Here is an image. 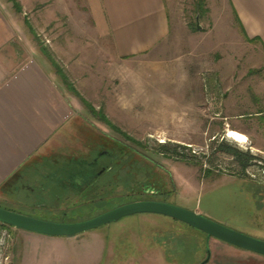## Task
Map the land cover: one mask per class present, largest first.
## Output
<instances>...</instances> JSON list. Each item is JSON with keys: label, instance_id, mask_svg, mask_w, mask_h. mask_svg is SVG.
I'll use <instances>...</instances> for the list:
<instances>
[{"label": "rangeland", "instance_id": "rangeland-1", "mask_svg": "<svg viewBox=\"0 0 264 264\" xmlns=\"http://www.w3.org/2000/svg\"><path fill=\"white\" fill-rule=\"evenodd\" d=\"M19 1L20 45L31 58L41 57L62 101L78 114L32 161L48 171L47 159L88 158L95 148L91 134L106 135L131 147V166L143 169L134 176L160 194L150 197L136 186L112 185L77 196L57 184L59 175L44 178L33 169L21 174L10 196L0 191L2 209L76 224L145 198L264 241V182L246 173L255 175V163L264 156L252 148L255 130L264 126V52L246 41L225 0H167V38L149 52L125 57L114 55L93 34L94 24L80 1ZM24 17L38 41L23 25ZM39 45L47 49L66 84ZM100 118L142 147L122 139ZM227 130L244 135L247 142L235 143L226 137ZM233 151L253 156L245 175ZM11 228L0 225V264H94L100 240V264H203L207 251L205 264H264L262 256L208 240L186 224L155 214L129 215L72 238ZM22 241L28 243L25 258L17 248ZM59 249L75 255V263L68 254L59 256Z\"/></svg>", "mask_w": 264, "mask_h": 264}, {"label": "crops", "instance_id": "crops-1", "mask_svg": "<svg viewBox=\"0 0 264 264\" xmlns=\"http://www.w3.org/2000/svg\"><path fill=\"white\" fill-rule=\"evenodd\" d=\"M78 1L83 4L86 18L94 24L93 34L114 55L125 57L149 52L169 34L167 0ZM225 3L244 38L255 41L264 52V0H225ZM20 14L8 0H0V186L23 164L37 158L51 138L78 115L62 101L41 57L31 58L33 54L20 45ZM263 135L261 125L255 130V141L252 140V148L260 154H264ZM96 243L94 261L100 264L104 242ZM19 244L17 248L23 257L29 256L25 252L28 243ZM59 251V256L68 254V260L75 263V255Z\"/></svg>", "mask_w": 264, "mask_h": 264}, {"label": "water", "instance_id": "water-1", "mask_svg": "<svg viewBox=\"0 0 264 264\" xmlns=\"http://www.w3.org/2000/svg\"><path fill=\"white\" fill-rule=\"evenodd\" d=\"M196 28L199 29L198 24ZM136 214H155L171 218L204 233L208 240L214 238L235 248L264 257V241L238 233L200 214L158 201L132 202L76 224L42 221L0 208V223L39 235L72 238L82 232ZM209 256L210 253L207 251V259L203 264L208 261Z\"/></svg>", "mask_w": 264, "mask_h": 264}, {"label": "flooded vegetation", "instance_id": "flooded-vegetation-1", "mask_svg": "<svg viewBox=\"0 0 264 264\" xmlns=\"http://www.w3.org/2000/svg\"><path fill=\"white\" fill-rule=\"evenodd\" d=\"M85 131L83 130L82 133L84 134ZM91 136L93 137H89V139L95 143V148L88 153V158L80 159V164L75 168H62L59 166L58 168H53V170L45 171V175L47 177L59 175L60 179L57 184L65 190L72 191V194L77 196L79 193L94 195L99 190H105L106 187H109L106 185L115 184L117 176L122 174L125 175V183L130 186L131 147L106 135H103L104 138L98 135L94 136L93 134ZM69 160L64 161L68 162ZM123 161L124 164H121ZM140 182L142 181L140 180ZM137 191L141 192L142 195H149L150 197L160 194L159 190L148 182L140 185ZM144 199L137 198L135 202L153 201Z\"/></svg>", "mask_w": 264, "mask_h": 264}, {"label": "trees", "instance_id": "trees-1", "mask_svg": "<svg viewBox=\"0 0 264 264\" xmlns=\"http://www.w3.org/2000/svg\"><path fill=\"white\" fill-rule=\"evenodd\" d=\"M11 5H12V8L17 12V13H22V10H21V6L20 4L18 3L17 0H8ZM199 6H200V3H199ZM199 16V14H197ZM25 27L29 30V32L31 33V35H33V38L35 41H38L37 37H36V33L34 32L33 28L31 27V25L29 24V21L27 18L24 17V21H23ZM247 42L249 43H252V42H255L253 40H249L247 38H245ZM39 49L40 51L47 57V59L50 61L51 65H53L55 69V72H56V75L60 78V80H63V83L66 84V78L64 76V74L60 71L59 68H57V65L54 63L53 59L51 58L50 55H48L47 53V49H45L44 46L42 45H39ZM72 92V91H71ZM73 95L78 98L81 103L83 105H85V107H87L88 109H90L89 106L86 105V103L77 95V93L75 92H72ZM100 121H102L104 124H106L108 127H110V129L112 131H114L115 133H117L119 136H121L124 140L128 141L129 143H131L132 145L134 146H137L138 148L139 147H142L141 143H138L136 142L135 140H133L132 138H130L129 136H127L126 134H124L123 132L117 130L115 127L111 126L107 121H105L103 118H100ZM233 154H234V157H235V160H236V163L238 164L241 172L243 175H245V169L247 168L248 166V163L251 161V160H254L253 156L251 155H248L247 153H241V152H237V151H233ZM166 157H168V154L165 155ZM176 161H183V162H188V163H191L193 165V162H190L188 160H183L182 158H176L174 159ZM79 160H69L68 162L62 160L61 162L58 161V160H55V161H51V160H48L46 161L45 165L46 167L49 168V170H51L52 168H58L59 166H61L62 168H75L79 165ZM121 164H124V161L121 163ZM124 166V165H123ZM132 167V166H131ZM37 170V171H40L43 175V177L45 178V171H47V169H39L38 167V164H36L34 161L30 160V161H27L25 164H23L17 171H15L1 186H0V191L3 192V193H6L8 194V196H10L11 194L9 193L10 192V189L12 186H14V184L16 183V181L18 179L21 178V174L23 172H25L26 170ZM140 170V172H143L142 168L140 167H132L131 169V186H136L137 188H139L140 185H143V184H146V181L143 180V176L139 175L142 180L140 178H136L134 175L135 173H137L138 171ZM147 172V171H146ZM138 174V173H137ZM140 180L142 182H140ZM35 186V184L37 182H33ZM264 184V183H263ZM113 185H122L124 188L126 187L127 189L129 188V186H127V183H125V175L122 174V175H118L116 180H115V184ZM106 186H112V185H106ZM133 188V187H132ZM130 190H131V187H130ZM91 195V194H89ZM1 208V207H0ZM1 226H7V225H4V224H1Z\"/></svg>", "mask_w": 264, "mask_h": 264}, {"label": "built area", "instance_id": "built-area-1", "mask_svg": "<svg viewBox=\"0 0 264 264\" xmlns=\"http://www.w3.org/2000/svg\"><path fill=\"white\" fill-rule=\"evenodd\" d=\"M246 173L247 175L251 177V179L255 178V179L262 180L264 182V157H263L262 162L260 161V162L255 163V175H253V173H250L248 171H246Z\"/></svg>", "mask_w": 264, "mask_h": 264}, {"label": "bare ground", "instance_id": "bare-ground-1", "mask_svg": "<svg viewBox=\"0 0 264 264\" xmlns=\"http://www.w3.org/2000/svg\"><path fill=\"white\" fill-rule=\"evenodd\" d=\"M226 133H227L226 137L229 138V139H231L235 143L244 144V143L247 142L246 137L244 135L236 132V131L227 130Z\"/></svg>", "mask_w": 264, "mask_h": 264}]
</instances>
